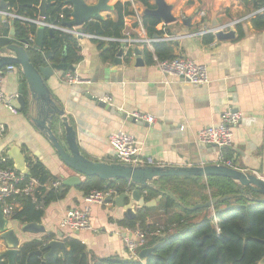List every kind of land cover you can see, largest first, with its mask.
<instances>
[{
  "label": "crops",
  "instance_id": "1",
  "mask_svg": "<svg viewBox=\"0 0 264 264\" xmlns=\"http://www.w3.org/2000/svg\"><path fill=\"white\" fill-rule=\"evenodd\" d=\"M85 1L95 4L97 0ZM119 2L131 0H109L107 4L114 7ZM165 2L173 6L171 13L177 21L170 25L160 22L155 28L161 33L160 37L201 30L203 25H198L200 12L207 14L203 23L210 20L211 13L216 14L221 24L242 21L237 25L243 35L239 37L234 26L237 37L231 41L216 42L212 34H207L166 43L173 56L185 57L206 67L209 82L199 86L163 76L153 63L145 64L143 50L140 56L143 66L138 67L136 56H122L116 63L115 57L104 54L113 43L85 38L78 40L81 60L73 65L75 71L72 73L78 75L81 82L68 84L61 79L64 72H54L47 86L73 126L81 153L93 161L112 162L115 152L109 136L120 131L131 135L137 153L141 157L152 158L157 166L218 165L225 155L221 156V151L214 146L199 144L197 133L204 127L217 125L221 114L231 110L240 115V123L233 129L231 147L225 150L228 159L233 168L253 173L264 180V30H255L251 25L253 17L250 16L255 13L251 4H243L240 0ZM149 3L154 6V0H149ZM132 9L142 14L145 7L133 2ZM100 15L104 19H115L114 11H104ZM187 19H191L189 27L182 23ZM128 25L127 29L133 35L139 33L132 20ZM145 35L148 36L146 31ZM210 37L212 40L206 42ZM19 87L22 92L25 90L15 67L4 76L2 89L5 94H18ZM27 95L24 96L27 98ZM95 100L103 105H98ZM14 104L17 109V100ZM135 114L152 116L155 122H138L132 117ZM0 124L7 128L0 139V151L7 154L11 148H18L25 160L38 161L62 183L65 178L75 175L61 163L50 143L25 112L17 110L12 114L0 106ZM67 188L61 200L44 208L39 224L44 227V234L22 233L20 223L9 221L14 224L9 227L17 232L20 245L53 234L55 241L63 242L65 238L79 241L97 259L117 257L129 260L122 239L126 227L120 222L128 218L125 216L128 207L135 213L141 205L131 198L124 208L118 207L113 200L101 206L91 205L89 219L92 229L72 232L62 229L60 222L68 209H81L85 203L84 195L76 187ZM164 219L162 211L154 209L148 211L146 223L163 226ZM6 250L0 238V255Z\"/></svg>",
  "mask_w": 264,
  "mask_h": 264
},
{
  "label": "trees",
  "instance_id": "2",
  "mask_svg": "<svg viewBox=\"0 0 264 264\" xmlns=\"http://www.w3.org/2000/svg\"><path fill=\"white\" fill-rule=\"evenodd\" d=\"M7 1L9 11L33 20L38 19L36 10L38 0ZM65 1L49 0L46 17L43 21L61 24L62 21L59 20L61 14L64 16V20H69L71 11L67 7L70 6L64 4ZM240 1L243 4H251L254 12L264 9V0ZM133 2L140 3L145 8H154L149 0H133ZM114 14V20L107 18L86 23L82 27L83 32L106 38H121L124 18L132 14L131 3H116ZM142 19L147 35L160 37L161 33L155 30L160 21L148 16H143ZM250 22L255 30H264V10L257 13ZM235 27L241 37L243 32L240 26L236 25ZM37 28L33 24L14 22L16 38L19 40L29 41L35 36ZM211 40L212 37L206 39V42ZM52 41L55 47L49 64L63 63L73 66L80 62L81 57L76 39L58 31H53V37L50 38L46 29L40 51L28 50L30 61L35 67L42 64L41 54L50 49ZM117 51V45L111 44L104 54H109L110 58H114ZM153 55L158 60L175 57L166 43H155ZM153 55L147 50L143 51L146 65L153 63ZM20 77L25 88L23 94L26 95L25 82L21 74ZM53 130L61 144L64 145V131L59 118L54 120ZM224 155L225 159L229 158L226 151L223 152ZM8 165L12 166L11 160ZM26 165L28 168L27 177L36 178L41 184L57 180L38 161L27 159ZM67 189L62 185L58 190L43 191L38 202H33L29 197L20 198V209L13 220L21 225L40 224L44 208L61 200ZM76 189L84 196L93 190L113 189L116 195L137 190L144 202L157 199L154 207L139 206L135 210L134 218L124 219L120 225L130 229L155 231L158 226L147 224L146 218L148 211L159 209L165 216L163 225V234L165 235L161 238L153 237L147 240L144 248H153V250L146 259L140 261L122 260L117 257L97 259L86 251L83 244L72 238L63 240L65 252L57 251L45 257L49 251L44 250V247L55 237L50 234L39 240L23 243L19 247L15 264H257L264 257V203H255L250 200L251 197L263 198V196L254 193L248 196V188H243V192H241L239 185L230 179L223 177H208L206 179L168 177L153 181L151 187L137 188L122 180L106 182L96 177H86ZM166 191L171 192L179 203H175L162 194ZM225 196L232 197L221 201ZM213 198H218L219 201L212 208L187 210V208ZM39 202H41V207L38 205ZM38 251L41 252L40 255L34 254ZM0 264H7L6 259L1 256Z\"/></svg>",
  "mask_w": 264,
  "mask_h": 264
},
{
  "label": "water",
  "instance_id": "3",
  "mask_svg": "<svg viewBox=\"0 0 264 264\" xmlns=\"http://www.w3.org/2000/svg\"><path fill=\"white\" fill-rule=\"evenodd\" d=\"M49 0H38L36 10L38 11V18L45 19L46 8ZM109 0H97L95 4H87L85 0H66L64 4L70 6L71 20H64L61 22L62 26L68 28H76L83 32L82 27L92 20H103L100 15L104 11H114L113 6H109ZM9 9L7 0H0V11ZM172 5H168L165 0H154V8H145L142 16L153 17L157 21L165 25L173 24L177 18L172 15ZM191 19L183 20V25L190 26ZM205 27L208 30L215 29L221 25L217 20L216 14L211 13L210 20L206 21ZM0 70L7 66H16L19 69L21 76L25 82L27 90V98L23 95L22 88H18L17 110L25 112L34 127L45 136L51 147L55 151L61 163L75 173L74 176H69L63 180L65 187H77L81 184V177H96L101 181L113 182L122 180L135 185L137 188H147L152 186V182L159 178L178 177V178H208V177H223L232 180L240 187L241 192L243 188H248V196L252 193L260 194L263 198H250L255 203H264V180L257 175L249 172H243L235 168H229L221 164L206 165V166H147V165H131L114 162L93 161L86 158L78 146L76 139V132L71 126L65 116L62 108L55 102L51 92L47 86V81L50 77L54 76V72H74L73 66L66 64H49V60L54 50V42H51V47L48 51L41 54V65L35 67L29 58L28 50L25 48L28 41L24 39H17L14 30V21H8L4 16H0ZM46 29L38 27L34 36L33 48L31 50L40 51L43 45V38ZM50 38L53 37V31L48 30ZM213 37L216 42L231 41L236 39L237 31L234 26L230 27L227 31L213 32ZM124 47L120 45L116 56L115 62L123 55ZM134 55L137 57L136 66H143L140 58L141 51L139 49L133 50ZM64 54V52H63ZM97 101L98 105H103ZM56 118H59L64 131V145L61 144L59 139L54 133L53 123ZM139 122V120H136ZM7 156L13 161V165L20 173H28L26 160L21 154L20 150L16 147L11 148L7 152ZM163 195L172 199L175 203H179L177 198L169 191L162 192ZM232 196H225L221 201L231 198ZM131 200L138 205L145 208H151L156 205L154 200L143 202V199L137 190H133L128 196L125 193L106 198V202L114 201V203L124 208L127 200ZM218 198L209 199L208 201L196 204L193 207L187 208L189 211L198 209L212 208L217 202ZM125 216L133 219L135 213L131 207L125 210ZM20 232L27 234H44L45 229L37 223L24 224L20 228ZM0 238L4 241L7 250L1 254L5 258L7 264H15V258L18 253L20 240L17 232L9 227V221L2 215L0 210ZM44 250H48L49 256L57 251L65 252V246L60 241H49ZM153 248H144L138 254L140 261L146 259L152 252ZM34 254L40 255L41 252ZM264 264V257L257 263Z\"/></svg>",
  "mask_w": 264,
  "mask_h": 264
},
{
  "label": "built area",
  "instance_id": "4",
  "mask_svg": "<svg viewBox=\"0 0 264 264\" xmlns=\"http://www.w3.org/2000/svg\"><path fill=\"white\" fill-rule=\"evenodd\" d=\"M131 4L133 1L131 0ZM70 9V7H67ZM264 10V9H262ZM262 10L256 11L250 17H254ZM0 16H4L8 21H19L21 23L33 24L37 27H43L47 30L58 31L60 33L69 35L76 39V41L85 38L90 40H97L104 43H113L116 45H122L123 55L125 57L135 56L134 49L147 50L153 55L152 46L155 43H177L180 40L193 37H203L207 34H213L216 31H227L230 27L236 26L239 22L235 21L231 23L221 24L219 27L208 30L205 28L202 20L207 17L204 12L198 13L199 20L198 25H203L201 30L188 33L185 35L177 36H161V37H149L145 35V28L143 25V16L140 11L132 9V14L124 18L122 37L119 39L100 37L90 35L84 32H80L76 28H68L61 24H52L44 22L43 19L33 20L27 17L16 15L14 12L0 11ZM247 19V18H245ZM59 20L64 21V16L59 15ZM71 20V17L70 19ZM129 20H132L139 29V33L133 35L131 30H128ZM34 37L30 38L25 48L31 50L33 48ZM130 54V55H129ZM153 65L159 70V72L167 78L180 79L188 84L199 86L205 85L209 82L207 69L204 65L198 64L188 58L176 56L172 59L158 60L153 55ZM15 70L14 66H7L0 70V106L6 108L12 114L17 113L15 102L18 98L17 93L5 94L2 89V81L7 73ZM61 79L68 83L81 82L78 75L72 72H64ZM135 120L145 121L147 124H153L155 118L148 115H133ZM240 123V115L233 113L231 110H227L221 114L219 123L215 126H207L200 129L197 133V141L199 144L214 146L223 152L232 145V132L233 129ZM6 126L0 124V139L4 137L6 133ZM109 142L112 145L115 155L112 160L114 163L131 164V165H155L152 158L141 157L134 146L133 137L124 132H117L109 136ZM9 157L6 151H0V210L2 215L8 220L12 221L18 210L20 209L19 199L29 197L33 202H38L39 197L43 195V191L58 190L62 187L63 183L59 180H55L46 184H41L36 178L27 177L26 174L20 173L13 166L8 165ZM220 164L229 168H233L232 162L229 159L221 157ZM130 196L129 191L124 192ZM117 196L113 189L107 190H93L83 197L85 206L81 209L71 208L68 209L60 222L62 229H68L72 232L89 231L91 230L90 224V206L91 205H104L107 197ZM41 207V202L38 204ZM163 226H158L155 231H143L139 228L130 229L125 228L122 239L128 253L129 260H139L138 254L144 249V246L149 238L157 237L161 238L163 234Z\"/></svg>",
  "mask_w": 264,
  "mask_h": 264
},
{
  "label": "rangeland",
  "instance_id": "5",
  "mask_svg": "<svg viewBox=\"0 0 264 264\" xmlns=\"http://www.w3.org/2000/svg\"><path fill=\"white\" fill-rule=\"evenodd\" d=\"M10 225L13 226L14 224L9 222V226H10Z\"/></svg>",
  "mask_w": 264,
  "mask_h": 264
}]
</instances>
